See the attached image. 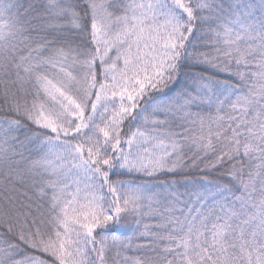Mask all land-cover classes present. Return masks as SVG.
<instances>
[{
	"label": "snow or ice",
	"instance_id": "snow-or-ice-1",
	"mask_svg": "<svg viewBox=\"0 0 264 264\" xmlns=\"http://www.w3.org/2000/svg\"><path fill=\"white\" fill-rule=\"evenodd\" d=\"M0 264H264V0H0Z\"/></svg>",
	"mask_w": 264,
	"mask_h": 264
}]
</instances>
